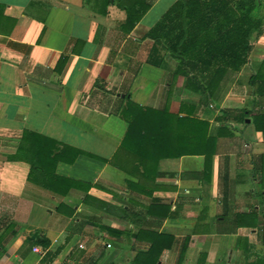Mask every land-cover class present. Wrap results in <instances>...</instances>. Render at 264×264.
<instances>
[{
    "label": "crops",
    "instance_id": "obj_1",
    "mask_svg": "<svg viewBox=\"0 0 264 264\" xmlns=\"http://www.w3.org/2000/svg\"><path fill=\"white\" fill-rule=\"evenodd\" d=\"M177 1L0 0V264H264L258 69L212 104L153 64ZM183 118L209 122L212 154L186 153Z\"/></svg>",
    "mask_w": 264,
    "mask_h": 264
},
{
    "label": "trees",
    "instance_id": "obj_2",
    "mask_svg": "<svg viewBox=\"0 0 264 264\" xmlns=\"http://www.w3.org/2000/svg\"><path fill=\"white\" fill-rule=\"evenodd\" d=\"M263 31L264 0H178L147 37L161 44L165 53L155 50L153 64L160 66L165 56L169 55L178 63L175 75L187 77L186 87L205 96L208 103L216 104L224 81L234 77L251 62L258 71L251 76L250 84L255 91L257 88L258 93L263 92L264 59L250 58L253 41ZM155 55L160 61L154 59ZM140 109L143 114L157 111L150 107ZM142 115L138 113L130 121L126 138L136 137L135 134L139 133L138 120ZM169 116L179 118L177 115ZM256 118H264V115L258 113ZM181 121L185 129L188 128V137L182 136V141L188 142L189 146L194 142L193 145L198 148L194 151L188 149L186 153L212 154L208 149L209 122L188 118ZM167 139L170 141V134H167ZM32 149H35V144ZM27 159L33 165L32 173L39 170L45 174L42 164L38 165L33 158Z\"/></svg>",
    "mask_w": 264,
    "mask_h": 264
}]
</instances>
